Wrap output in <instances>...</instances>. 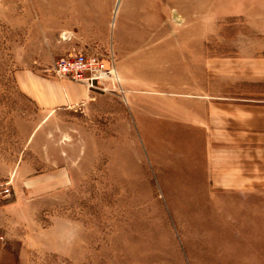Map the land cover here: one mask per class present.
<instances>
[{"label":"rangeland","instance_id":"374dc122","mask_svg":"<svg viewBox=\"0 0 264 264\" xmlns=\"http://www.w3.org/2000/svg\"><path fill=\"white\" fill-rule=\"evenodd\" d=\"M78 51L119 83L57 76ZM204 93L264 103V0H0V264H264V195L205 194Z\"/></svg>","mask_w":264,"mask_h":264},{"label":"crops","instance_id":"0c3cea01","mask_svg":"<svg viewBox=\"0 0 264 264\" xmlns=\"http://www.w3.org/2000/svg\"><path fill=\"white\" fill-rule=\"evenodd\" d=\"M65 89L49 99L44 91L31 89L45 108L77 104L89 97L82 85L64 82ZM87 89V88H86ZM55 100V103L53 102ZM189 120H191L189 118ZM201 142V170L205 194L264 195V103L251 97L230 99L204 93L197 97L194 123ZM54 183L27 179V191L37 194Z\"/></svg>","mask_w":264,"mask_h":264},{"label":"built area","instance_id":"2783aa9c","mask_svg":"<svg viewBox=\"0 0 264 264\" xmlns=\"http://www.w3.org/2000/svg\"><path fill=\"white\" fill-rule=\"evenodd\" d=\"M53 72L59 77L83 83L87 89L105 90L108 82L111 86L119 83L113 60L108 62L98 53L86 54L85 51L69 53L55 62ZM3 192L8 194L9 188H4Z\"/></svg>","mask_w":264,"mask_h":264}]
</instances>
